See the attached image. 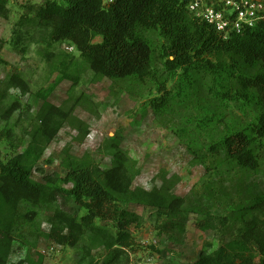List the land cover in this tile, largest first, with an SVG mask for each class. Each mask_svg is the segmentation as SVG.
<instances>
[{
	"label": "rangeland",
	"instance_id": "obj_1",
	"mask_svg": "<svg viewBox=\"0 0 264 264\" xmlns=\"http://www.w3.org/2000/svg\"><path fill=\"white\" fill-rule=\"evenodd\" d=\"M46 1L7 0L0 16V163L22 159L35 129L59 125L32 165L31 178L43 189L33 196L0 175V230L10 239L0 264H188L223 245L233 250L244 245L257 255V241L264 242V202L259 200L264 199V141L254 143L257 171L227 161L223 150L212 152L208 146L229 128H248L259 106L235 95L238 85L226 69L220 75L195 71L188 82L180 71L167 76L159 57L164 39L156 30L140 29L151 46L156 77L171 97L167 109L154 113L149 107L159 96L154 81L95 79L72 42L47 47L44 30L20 24ZM209 2L204 5L214 6ZM55 55L72 57V65L51 73ZM208 59L223 66L231 62L225 54ZM212 87L228 92V98H214ZM66 155L87 156L100 174L116 169L121 184L168 197L169 204L162 209L118 204L139 217L128 227L131 248L96 240L91 229L75 244L61 243L60 236L71 233L69 218L62 217L78 209L70 199L43 190L70 189L71 183L62 180ZM114 252L115 260L108 263Z\"/></svg>",
	"mask_w": 264,
	"mask_h": 264
},
{
	"label": "trees",
	"instance_id": "obj_2",
	"mask_svg": "<svg viewBox=\"0 0 264 264\" xmlns=\"http://www.w3.org/2000/svg\"><path fill=\"white\" fill-rule=\"evenodd\" d=\"M107 1L61 0L62 6L48 0L44 5L34 7L32 16H23L20 24L31 23L44 30L46 35L43 40H46L47 47L63 41L72 42L95 79L154 81L159 93L149 102L154 113L167 109L171 97L163 81L156 77L151 46L141 35L140 29L156 30L164 39L159 57L169 77L180 71L181 77L188 82L195 71L220 75L226 69L227 76L238 85L235 95H240L248 104L253 102L258 105L260 112L254 116L248 128L234 131L229 128L215 145L208 147L210 151L223 150L227 161L241 168L257 171L254 143L264 141V21L254 28L243 29L240 34L223 39L211 25L188 11V4L192 0ZM211 2L215 9L221 8L220 0H210L209 4ZM6 4L7 0H0V16H4ZM97 37L101 41L93 42ZM3 44L0 40V50ZM221 54L230 57L229 66L213 64L208 59ZM55 56L58 59L51 60V73H63L72 65V57L67 61L61 60L60 55ZM259 66L262 67L261 71H252ZM210 92L219 101L229 96L228 92L220 93L213 87ZM207 121L212 122L213 118L199 121V125L204 127ZM58 127L35 129L22 159L0 163V175L8 185L31 195L43 189L31 178L32 165L41 157L50 132H55ZM187 148L190 149V146ZM63 167L67 174L62 180L71 183L70 189L47 187L43 190L50 196L70 199L78 209L71 216L62 217L63 221L69 218L66 227L71 233L61 235V243L75 244L80 233L91 229L95 231L93 235L96 240L113 243L122 249L131 248L134 241L128 227L137 224L139 217L120 209L118 204L147 205L158 209L166 208L169 204L168 197L121 184L116 169L100 174L87 156L76 158L66 155ZM259 200L264 202V199ZM79 211L83 213L80 215ZM95 221L101 224L100 227L95 226ZM1 235L4 236L0 257H5L10 239L0 230ZM257 246L258 254L254 255L244 245L236 250L223 245L210 254L201 253L194 263L188 264H264V242L257 241ZM115 258L114 252L108 263Z\"/></svg>",
	"mask_w": 264,
	"mask_h": 264
},
{
	"label": "built area",
	"instance_id": "obj_3",
	"mask_svg": "<svg viewBox=\"0 0 264 264\" xmlns=\"http://www.w3.org/2000/svg\"><path fill=\"white\" fill-rule=\"evenodd\" d=\"M205 1L192 0L188 4V11L211 25L223 39L240 34L243 29L254 28L264 21V0H220L219 9L205 6Z\"/></svg>",
	"mask_w": 264,
	"mask_h": 264
}]
</instances>
